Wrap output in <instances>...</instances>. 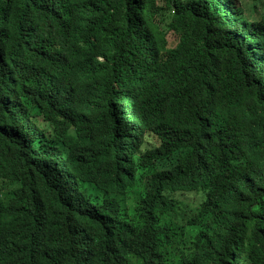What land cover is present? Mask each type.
<instances>
[{
    "label": "trees",
    "instance_id": "16d2710c",
    "mask_svg": "<svg viewBox=\"0 0 264 264\" xmlns=\"http://www.w3.org/2000/svg\"><path fill=\"white\" fill-rule=\"evenodd\" d=\"M0 264H264V0H0Z\"/></svg>",
    "mask_w": 264,
    "mask_h": 264
},
{
    "label": "rangeland",
    "instance_id": "374dc122",
    "mask_svg": "<svg viewBox=\"0 0 264 264\" xmlns=\"http://www.w3.org/2000/svg\"><path fill=\"white\" fill-rule=\"evenodd\" d=\"M170 45L171 46H175L176 45V42H177V38H173V35H170Z\"/></svg>",
    "mask_w": 264,
    "mask_h": 264
}]
</instances>
